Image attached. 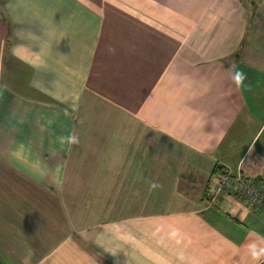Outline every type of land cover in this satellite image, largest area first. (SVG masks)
I'll list each match as a JSON object with an SVG mask.
<instances>
[{
	"label": "crops",
	"instance_id": "0c3cea01",
	"mask_svg": "<svg viewBox=\"0 0 264 264\" xmlns=\"http://www.w3.org/2000/svg\"><path fill=\"white\" fill-rule=\"evenodd\" d=\"M223 169L264 182V0H0V264H259Z\"/></svg>",
	"mask_w": 264,
	"mask_h": 264
},
{
	"label": "built area",
	"instance_id": "2783aa9c",
	"mask_svg": "<svg viewBox=\"0 0 264 264\" xmlns=\"http://www.w3.org/2000/svg\"><path fill=\"white\" fill-rule=\"evenodd\" d=\"M207 192L211 203L222 195L239 197L253 210L264 213V182L245 176L238 169H223L211 174ZM259 264H264V258Z\"/></svg>",
	"mask_w": 264,
	"mask_h": 264
},
{
	"label": "clouds",
	"instance_id": "9594fccd",
	"mask_svg": "<svg viewBox=\"0 0 264 264\" xmlns=\"http://www.w3.org/2000/svg\"><path fill=\"white\" fill-rule=\"evenodd\" d=\"M233 79L237 86H240L243 84L244 80L246 79V76L243 72L237 71ZM72 142L75 143V139ZM250 252L254 260H259L262 256H264V248L257 249L255 245L250 246Z\"/></svg>",
	"mask_w": 264,
	"mask_h": 264
}]
</instances>
